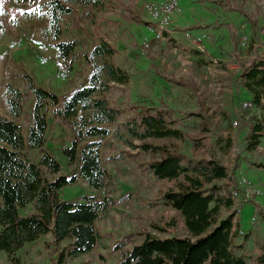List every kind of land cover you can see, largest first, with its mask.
<instances>
[{
    "label": "trees",
    "instance_id": "16d2710c",
    "mask_svg": "<svg viewBox=\"0 0 264 264\" xmlns=\"http://www.w3.org/2000/svg\"><path fill=\"white\" fill-rule=\"evenodd\" d=\"M14 1L30 4L29 8L20 10L21 15L45 19L43 33L56 46L58 56L68 60H73L77 53L83 56L86 79L61 96L38 85L25 70L20 74L22 87L6 84L5 104L10 117L0 114V248L11 255L23 242L50 230L54 243L70 238L59 250L58 263L91 250L101 236L96 220L115 202L108 193L110 173L102 160L128 159L138 154L141 167L133 168L167 183L156 199L147 200L146 204L168 205L177 213L159 224L150 222L153 229L140 227L120 234L114 243L119 249L115 264H264V239L259 231L253 227L240 230L237 226L234 214L241 202L248 199H244L242 190L236 186L234 165L223 164L213 154L207 117L199 111L174 113L173 107L162 98L157 104L129 98L131 74L116 62L117 48L99 27L105 15L111 13L146 25L149 19L142 4L139 14L138 0ZM245 1L224 3V6L244 14L253 23L251 15L241 8ZM5 4L6 0H0V14L6 12ZM75 14L97 28V40L86 49V40L92 32L89 27L69 21ZM66 25H70L74 35L63 38ZM200 26L204 25L194 23L189 28ZM234 58L235 84L249 93V99L263 114L264 41L250 56ZM170 81L188 89L191 97L195 96L197 88L190 80ZM25 89L33 93L26 143L15 122L26 98ZM47 107L52 120L70 130L69 144L61 147V153L77 169L68 176L63 173L50 178L43 176L37 163L23 151L26 144L29 147L42 144ZM259 113L238 124L244 130L242 149L249 156L258 146L264 129ZM187 117L192 120L185 121ZM180 143H187L189 152L182 151ZM122 145L135 151L130 152ZM247 160L264 169V162L259 159ZM38 163L44 164L49 173L59 170V162L47 151L42 152ZM78 177L91 187L102 188V197L90 194L82 201H69L56 196V189ZM235 190L238 196L233 195ZM128 196L133 201L138 199L134 194ZM27 202L32 204L33 211L18 215L16 205ZM222 207L232 210L221 215ZM258 213L264 220V209L259 208ZM178 221L185 235L175 233ZM154 229L162 233L157 234ZM248 241L251 249L247 247Z\"/></svg>",
    "mask_w": 264,
    "mask_h": 264
},
{
    "label": "rangeland",
    "instance_id": "374dc122",
    "mask_svg": "<svg viewBox=\"0 0 264 264\" xmlns=\"http://www.w3.org/2000/svg\"><path fill=\"white\" fill-rule=\"evenodd\" d=\"M146 0H138L137 11L140 14L141 4ZM239 0H177L172 11L170 29L163 39L152 37L145 24L135 23L122 17L121 14H106L99 30L107 40L117 48L115 60L127 68L131 74V90L129 98L134 101L157 104L162 98L173 107L174 113L199 111L207 117L210 127L209 146L213 154L225 165H234L233 175L236 186L242 190L244 199L234 214L240 230L256 228L264 239V220L259 218L258 209H264V169L253 166L247 160L254 157L264 162V129L260 142L252 152V156L243 148V132L238 128L240 120L257 115L255 105L242 108V100L250 95L234 82L236 62L234 56H250L256 47L264 41V0H246L241 8L251 15L249 20L236 10H228L224 3H235ZM141 3V4H140ZM28 3H16L6 0L4 14H0V114L10 117L5 97L7 83L22 87L24 82L20 76L23 70L31 73L35 82L41 87L54 91L61 96L73 86L85 82L82 68L84 58L80 53L73 60L57 55V48L44 35L45 19L24 16L20 10L29 8ZM143 10V9H142ZM142 14L144 15L143 11ZM69 21L80 27H89L91 37L87 38L85 49L97 40V28L86 18L76 15ZM198 23L204 25L189 28ZM96 30V31H95ZM73 30L70 25L63 28V38L70 37ZM188 33V37L185 33ZM244 41L240 43L241 37ZM21 38L22 42L12 45V41ZM31 37H39L48 44L45 50H39L30 44ZM134 42L138 43L134 45ZM140 44V45H139ZM234 44V45H233ZM46 61H40V56ZM63 59L66 75L59 77L56 73L55 60ZM188 79L197 88L194 97L188 89L173 85L170 79ZM26 98L22 101V110L15 119L20 126L23 140L27 141L33 93L25 89ZM121 94L123 92L121 91ZM201 100V105L198 102ZM264 103V100H263ZM46 129L44 140L39 147L23 148L24 153L37 163L45 177H53L59 173L68 176L77 167L67 163L61 153V147L69 144L70 130L61 126L51 118L50 108H46ZM264 123V113H259ZM236 124H232V120ZM191 121V117L184 118ZM134 143L137 139H132ZM130 152L134 148L122 145ZM180 149L189 152L187 143H180ZM43 151L55 156L59 162V170L49 173L44 164L38 163ZM102 164L110 173L106 186L108 193L115 199L99 216L96 223L101 236L93 248L75 257H66L58 263L60 248L70 240L69 237L54 243L50 230L38 237L20 244L11 255L0 248V264H115L119 249L114 247L115 239L122 233L136 231L140 227L153 229L150 222L161 223L175 209L168 205L154 203L147 205V200H154L158 192L167 185L152 174L140 172V156L136 154L128 159H103ZM129 191L130 193L125 195ZM251 194L245 195V192ZM238 196L237 190L232 192ZM103 195L102 188H94L81 178L56 189V196L69 201H82L85 195ZM136 195L137 200H130L128 195ZM232 207H222L220 214L229 213ZM33 211L30 202L17 204L18 215ZM154 232L161 234L157 229ZM177 235H185L178 221L175 229ZM126 247H129L127 245ZM248 249L252 246L247 242ZM249 264H256L250 262Z\"/></svg>",
    "mask_w": 264,
    "mask_h": 264
},
{
    "label": "built area",
    "instance_id": "2783aa9c",
    "mask_svg": "<svg viewBox=\"0 0 264 264\" xmlns=\"http://www.w3.org/2000/svg\"><path fill=\"white\" fill-rule=\"evenodd\" d=\"M177 5V0H146L142 3V9L149 19L146 24L147 29L152 33V37L163 39L164 32L169 31L170 19L172 11ZM188 37V33H185ZM244 36L241 37L240 43L244 41ZM30 44L37 47L39 50H45L48 45L39 37H31ZM12 45H17L22 42L21 38H16L12 41ZM40 61L45 62L46 56L41 55ZM56 67V73L59 77H64L66 75V66L63 59H57L54 62ZM253 105L250 99L242 100L240 106L242 108H248ZM232 124H236V120H232ZM245 195L251 194V192H245Z\"/></svg>",
    "mask_w": 264,
    "mask_h": 264
},
{
    "label": "crops",
    "instance_id": "0c3cea01",
    "mask_svg": "<svg viewBox=\"0 0 264 264\" xmlns=\"http://www.w3.org/2000/svg\"><path fill=\"white\" fill-rule=\"evenodd\" d=\"M169 29H170V26H169Z\"/></svg>",
    "mask_w": 264,
    "mask_h": 264
}]
</instances>
